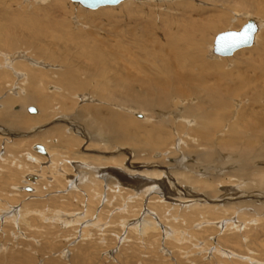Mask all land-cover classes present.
I'll use <instances>...</instances> for the list:
<instances>
[{"label":"rangeland","instance_id":"374dc122","mask_svg":"<svg viewBox=\"0 0 264 264\" xmlns=\"http://www.w3.org/2000/svg\"><path fill=\"white\" fill-rule=\"evenodd\" d=\"M63 1L67 4L65 10L55 8V0H0V9L5 10L0 12V60L8 55L16 57L15 62L26 64L29 73L19 74L15 79L12 77V86H1L0 110L7 108L11 114H17L30 122L20 127H10L0 122V264H263L264 203L258 201L256 205V201L252 202L251 199L249 206L241 208L242 215L237 217H240L243 226L235 233L221 228L224 224L222 219L226 217H222L221 210L215 211L221 202L219 195L222 196L220 186L223 181H229V178L237 173L241 177H244L241 174L245 173L246 176H252L251 178L256 174V167L244 166L243 162H236L237 168L234 167L233 170H228L230 165L223 166L222 169V164L228 160L222 158L223 151L219 143L225 137L223 130L227 127L228 115L230 118L235 117L234 112H241L251 103L250 94L245 95L241 79L252 76L250 74L254 76L249 69L250 64L264 66L261 59L263 64L256 59L255 46L259 40H255L252 47L236 52L234 57H220L214 60L211 56L216 36L225 31L241 29L247 17L258 21L261 27L259 33L264 38V0H150L141 3L128 1L131 3L98 10L82 8L70 0ZM124 6L127 8L124 9ZM239 8L241 9L238 10ZM214 20L218 22L216 29L202 31L203 25ZM185 24L194 25V29L184 32ZM39 32L46 35L43 36ZM184 34L188 35V38L179 41L177 49L168 42L173 40L167 41L169 37ZM66 36L72 37V40H65ZM155 36L160 39L155 41ZM147 38H151L150 41ZM109 45L128 49L132 55L141 59L144 58L142 50L157 51L159 56H154L160 62L157 64L163 69L171 64L162 63V59L170 54L175 57L173 52L179 50L184 68L176 67L171 75L191 86L190 98L183 99L171 91L164 98V101L170 99V104L165 102V108L139 109L140 105L128 100L131 94L128 96L125 88L132 86L135 95L140 96L143 94L141 81L149 76L144 69L137 72L130 66L124 68L128 69L127 75L122 64L107 58L111 51ZM4 46L11 47L12 50H7ZM150 46H153V49ZM85 51H91L92 55L86 56ZM203 64H209L212 68L205 69ZM260 71L263 72L264 68ZM38 76H42L40 84L34 80ZM64 80L65 82H62ZM66 86L74 88L75 93L71 94L70 89V92L66 91ZM214 87L220 90L215 96L216 101H212L207 95ZM235 89V94H231ZM222 92L225 96H222ZM27 94L48 97V111L44 112L39 104H31L28 106L35 107L38 114L30 115L26 107L19 102L1 105L7 99H18ZM61 100L67 104L70 102V110L64 109L60 104ZM238 101L240 105L235 104ZM202 102H206L205 108L210 113L216 112L214 117L211 115L215 122L208 126L210 135L208 140L205 139V145L201 144L202 139L194 135V130L197 132L199 125L195 122L188 124L186 121L191 119L183 121L184 116L180 114V110L184 112L190 103L194 105ZM89 106L94 107L103 117L111 116L124 138L118 140L110 134L101 138L92 134L88 127L77 119L79 111ZM261 107L264 108V102ZM135 112H138L140 117L135 116ZM115 114L123 116V120L115 119ZM147 115L151 116L149 118L152 120H148ZM235 118L238 121V118ZM224 120L225 129L221 125ZM31 121H36V124H31ZM57 127L63 129L64 137L69 138L70 135L71 141H77L76 144L71 146L68 144L69 140L63 137L36 138ZM153 131L158 133L156 138L151 137ZM163 140L167 143L163 148H153L151 142ZM236 140L240 146L239 150L242 151L247 138ZM35 144L46 146L56 160L60 161L56 166L57 170H49L51 160L36 154L33 150ZM90 145H94V148ZM8 146H15L17 149L15 152L10 151ZM261 146H264V138L255 143V147ZM216 149L221 151V155L218 154L214 159L221 166V169L216 171L218 173L202 175L189 170V166L199 163V155ZM34 157H39L42 161L37 162ZM6 160L9 168L5 169ZM180 160L184 163L180 164ZM263 162L264 159L257 160L253 166ZM81 165L85 168H77ZM10 170H13L12 175ZM98 171L108 174H99ZM111 171H121L125 174L126 177L122 174L124 183H120V174L116 175ZM133 171L149 174L150 180L154 181L147 196L144 193L147 187L143 188V184L132 179L134 177L130 173ZM154 172L162 173L160 177H156L158 180L155 179ZM174 172L194 175L201 180L214 178L215 185L209 180L212 182L209 183L211 187L207 185L205 189L199 185L198 192L196 191L210 198L201 201L198 199V204L208 206L212 210L206 207L190 210L184 208L185 205L175 204L172 200L174 194V198L186 197L187 194L179 180H175ZM33 175L35 178L38 176L40 183L35 181L36 179L27 180V177ZM151 176L154 179H151ZM73 181H76V184H72ZM194 188L192 187V190ZM233 188L238 189L240 186ZM168 190H173L174 193ZM257 191L254 193H264L263 190ZM228 203L230 202L221 204ZM221 204L218 208L222 207ZM88 209L91 215L87 214ZM9 211H13L8 215L10 219H5L2 213ZM21 214L22 219L17 217ZM100 215V224L88 226ZM15 216L19 220H16ZM150 217L160 224L159 229L143 228L142 224ZM235 217L234 215V220L238 221ZM60 219H66L67 223L59 222ZM137 222L140 224L136 226ZM237 236H241V240H238ZM231 253L238 256H231Z\"/></svg>","mask_w":264,"mask_h":264},{"label":"bare ground","instance_id":"6f19581e","mask_svg":"<svg viewBox=\"0 0 264 264\" xmlns=\"http://www.w3.org/2000/svg\"><path fill=\"white\" fill-rule=\"evenodd\" d=\"M29 1H35V0H29ZM71 1V0H70ZM128 1H133V0H128ZM128 1H124L123 3V5H127V3H131V2H128ZM147 1H150V0H140V1H134V2H147ZM235 1H237V0H235ZM54 2V1H53ZM72 2V1H71ZM126 2V3H125ZM230 2H232V1H230ZM233 2H234V0H233ZM3 3V2H2ZM72 3H74V2H72ZM74 4H77V3H74ZM122 4V3H121ZM121 4H119V5H121ZM233 4V3H232ZM235 4V3H234ZM246 4L247 5H249L247 2H246ZM245 4V5H246ZM79 5V4H78ZM118 5V6H119ZM246 5V6H247ZM0 6H2V5H0ZM55 8H58V9H61V10H65V9H67V4H66V1H65V3H64V1L63 0H55ZM81 6V5H80ZM122 6V5H121ZM237 6V5H236ZM82 7V6H81ZM115 7H117V6H115ZM243 6H241V8H242ZM3 8H5V6L3 7ZM83 8V7H82ZM103 8H105V7H103ZM111 8V7H110ZM120 8V7H119ZM124 9L125 8H127V6H124L123 7ZM241 8H239L238 10H240ZM245 9H247L246 7H244ZM7 9V8H6ZM10 9V8H9ZM86 9V8H85ZM100 9V8H99ZM244 9V10H245ZM1 10V9H0ZM88 10H90V9H88ZM98 10V9H97ZM237 10V9H236ZM2 11H5V10H1L0 12H2ZM243 11V10H242ZM245 12V11H244ZM6 13V12H5ZM8 13V12H7ZM36 13V12H35ZM85 13V12H84ZM87 14V13H86ZM244 14V13H243ZM23 16V15H22ZM107 16V15H106ZM17 19V18H16ZM19 19V18H18ZM30 19V18H29ZM106 19L108 20L109 18L108 17H106ZM31 20H33V19H31ZM106 20V21H107ZM111 20V19H110ZM216 20V19H215ZM215 20H214V22H211V23H207V24H205V25H203V27L204 28H202V31L203 30H206V29H213V28H217V26H218V22H215ZM248 20H254L255 22H256V24H257V26H258V32H257V34H256V36H255V40L256 41H258L257 42V45L255 46L256 48H255V51L257 52L256 54V59L257 60H259L260 61V59L264 62V38L261 36V33H259L260 32V29H261V27H260V24L258 23V21L256 20V19H254V18H250V17H247V19H246V23L248 22ZM18 21V20H17ZM168 21V20H167ZM36 22V21H35ZM175 22V21H174ZM221 22V21H220ZM239 22V21H238ZM31 23V22H30ZM29 23V24H30ZM152 23V22H151ZM245 23V24H246ZM143 24V23H142ZM175 24V23H174ZM194 24V23H193ZM244 24V25H245ZM243 25V26H244ZM242 26V27H243ZM152 27V26H151ZM241 27V28H242ZM69 28V27H68ZM156 28V27H155ZM194 29V25H192V24H190V25H188V24H185L184 25V32H185V30H186V32H189V31H191V30H193ZM149 30V29H148ZM240 30V29H239ZM238 31V30H237ZM2 32V31H1ZM69 32V31H68ZM40 33V32H39ZM259 33V34H258ZM41 35H46L44 32L42 33H40ZM147 34V33H146ZM152 34V33H151ZM155 34H156V32H155ZM67 35V34H66ZM148 35H149V33H148ZM185 35V34H184ZM179 36V37H169L168 39H167V41L168 40H173V42H170V41H168L169 42V44H171V46H173V47H175L176 49H177V47H179V45H178V42L179 41H182V40H187V36L188 35H185V36ZM36 36H38L39 37V35H36ZM68 36V35H67ZM66 36V38H65V40H72V37L70 38V37H67ZM152 36V35H151ZM156 37V36H155ZM217 37V36H216ZM262 37V38H261ZM32 38H34V37H32ZM44 38V37H43ZM42 38V39H43ZM152 38V37H151ZM151 38H149V39H151ZM261 38V39H260ZM96 39V38H95ZM148 39V38H147ZM146 39V40H147ZM148 39V40H149ZM152 39H154V37L152 38ZM160 38L157 36L156 37V40L155 41H157V40H159ZM36 40V39H35ZM150 41V40H149ZM154 41V40H153ZM85 42V41H84ZM83 42V43H84ZM146 42V41H145ZM215 42V41H214ZM255 42V41H254ZM260 42V43H259ZM81 43V42H80ZM152 43V41L150 42V44ZM148 44H149V42H148ZM154 45H156V42H155V44ZM254 45V44H253ZM86 46V45H85ZM110 47V49H111V51L109 52V54H107L108 56H107V58L108 57H110V58H112V59H114V63H116V62H119V64H122L121 66H122V68L124 69V68H127L128 66H130V67H133V69H135V70H137V72H138V70H145V72L148 74L147 76H149L146 80L144 79V80H142L141 81V87L143 88V94L142 95H140V96H138V95H135V92L132 90V86H128L127 88H125V92H127V94H128V96H129V94H131V97L130 98H128V96H127V98H128V100L130 101H132V102H135L136 104H138V105H140V106H138L139 107V109H141V108H149V107H153L154 109L155 108H165L167 105H166V103L165 102H167V103H169V100H167V101H164V98H165V96H167V94L168 93H170L171 91H173V93L175 94V95H177L178 97H181V98H183V99H185L186 97H187V99L186 100H188L190 97H189V94L191 93V86L188 84V83H185V82H183V81H181V80H177L173 75H171V73H173V72H175L174 70H175V68L177 67V68H180V67H183V62H182V58H181V56H180V52H179V50L177 51H175V52H173V54L175 55V57H172V55L170 54L169 56H165L163 59H162V63H167V62H170L169 64H171V65H168V66H166L164 69H163V67L162 66H160L159 64H157V62L158 63H160L159 62V60H157V58L154 56V54H156V56H159V54H157V51H146V50H142V52H144V54H143V56H144V58L143 59H141V58H138V56H134V55H132V53L127 49V50H124V49H122V48H120V47H118V46H112V45H109ZM150 47H152V49H153V46H150ZM252 47V46H251ZM263 47V48H262ZM4 48H7V50H12L11 49V47H5L4 46ZM155 48H157L156 46H155ZM247 48H250V47H247ZM108 49V48H107ZM243 49H246V48H243ZM243 49H240V50H238V51H241V50H243ZM157 50H158V48H157ZM75 51V50H74ZM84 51V50H83ZM238 51H236V52H238ZM253 51V50H252ZM78 52V51H77ZM236 52L234 53V54H236ZM83 53V52H82ZM85 53V55L87 56H89V55H92V52L91 51H85L84 52ZM24 54V53H23ZM147 54H149V55H147ZM234 54L231 56V57H234ZM13 55V54H12ZM17 55V54H16ZM79 55V54H78ZM81 55H84V54H81ZM11 56V55H10ZM9 55L7 56V57H5V58H3V60L1 59L0 60V91H1V86H6V85H9V86H12V84H13V82L14 81H12V77H13V79H15L14 77L15 76H20L19 74H24V73H28L27 71H28V67L26 66V64H24L23 62H15V58L16 57H10ZM19 56H22V55H19ZM211 57H213L214 58V60L215 59H219L220 58V56H218V55H216L215 53H214V46H213V48H212V56ZM223 58H230V57H223ZM79 59H81V57L79 58ZM175 60H177V61H175ZM80 61V60H79ZM175 61V62H174ZM195 61V60H194ZM182 62V63H181ZM194 63V62H193ZM260 63H262L261 61H260ZM29 64V63H28ZM263 64V63H262ZM209 64H203L202 66H204V68L205 69H208V68H212V66H208ZM264 65V64H263ZM5 66V67H4ZM30 66V65H29ZM89 66V65H88ZM189 66V65H188ZM187 66V67H188ZM215 66V65H214ZM92 67V66H91ZM33 68H34V66H33ZM184 68V67H183ZM185 68H186V66H185ZM203 68V69H204ZM214 68V67H213ZM218 68H219V66H218ZM264 68V66H262V67H258V66H255V65H253V64H250L249 65V69L251 70V72L252 73H254V76H253V74H250V75H252V76H249V77H244L243 79H241V80H243V89L246 91V94L245 95H248V94H250V97H249V100H250V104H249V106L248 107H246L245 109H243V110H241V112H234V115H235V117H237L238 118V121H236V118L234 117V116H232L231 118H230V115H228V118L226 119V124H227V127H226V129H225V120L224 121H222V124L221 125H225L224 127H223V129H225V130H223L222 132H223V134H224V136L225 137H223L222 138V142H220L219 143V145H220V147L222 148V150L221 151H223L222 153H221V151L219 152V150L218 149H216V150H218V151H212V150H207V151H205L204 153H202L201 155H199V157L197 158V160H198V162L199 163H197L196 164V166L195 165H192V166H189V170L191 171V172H195V171H197L199 174H202V175H208V174H213L214 172L215 173H218V172H216V171H219V169H221L220 167V164L219 163H217V162H215L214 161V159L216 158V156L218 155V154H222V158L223 159H226V160H228V162H225V163H223L222 164V169H223V166H228L229 167V165H230V167L228 168V170H233L234 169V167H236L237 166V164H236V162H243V164H245L244 166H247L248 167V165H252L251 166V168L252 167H256V170H255V172H254V174H255V176L253 177V178H251L252 176H246L247 174H241V175H243L244 177H241L235 170V172L237 173V174H235V176L234 177H231V178H229V181H223V184H222V186H220L221 188V193H222V196L221 195H219L220 196V199H219V201H221L220 202V204L221 203H223V202H230V203H228V204H225V205H222V207H220V208H218V206L220 205H215L216 206V210L215 211H222V212H220L221 214H222V217H226V219H222V222H224V224L223 225H221L222 227V229L223 228H226V230L227 231H229V232H237L239 229H241L242 228V223H241V221H240V217H241V208H243L245 205H248V203L249 204H251V199H252V202L253 201H256L255 203H256V205H257V202L259 201V202H262V203H264V193H263V195H258V194H255L254 193V191H257V190H263L264 191V165H262V164H264V162L262 163V164H258L257 163V165L258 166H253V163L255 162V161H257V160H262V159H264V146H261V148L259 147V148H257V147H255V143L256 142H258L259 143V140H262L263 138H264V108L263 107H261V103H263L264 102V71L263 72H261L260 70H262ZM131 69V68H130ZM235 70H236V68H234ZM122 70V69H121ZM124 70H126V69H124ZM123 70V71H124ZM143 70V71H144ZM239 70V69H238ZM240 70H242V69H240ZM245 70V69H244ZM248 70V69H247ZM127 71V75L129 74L128 73V69L126 70ZM125 71V72H126ZM140 71V72H141ZM233 71V70H232ZM124 72V73H125ZM130 72V71H129ZM144 72V73H145ZM235 72V71H234ZM239 72V71H238ZM242 72H243V70H242ZM248 72V71H247ZM131 73V72H130ZM142 73V72H141ZM249 73V72H248ZM22 74V75H23ZM29 74V73H28ZM27 74V75H28ZM191 74V73H190ZM230 74V73H229ZM26 75V76H27ZM135 75V74H134ZM141 75V74H140ZM193 75V74H192ZM131 76V75H130ZM136 76V75H135ZM134 77V76H133ZM150 77H152V78H150ZM182 77V76H181ZM137 78H138V76H137ZM21 79V78H20ZM42 79V76H38V77H35L34 78V80L37 82V84L39 83H41V80ZM134 79H136V78H134ZM66 80V79H65ZM65 80L64 81H62V82H65ZM238 80V79H237ZM236 80V81H237ZM230 81V80H229ZM234 81V80H233ZM67 82V81H66ZM193 82H194V80H193ZM231 82V81H230ZM232 83V82H231ZM235 84V83H234ZM14 86H15V84H14ZM36 87V86H35ZM136 87V86H135ZM138 87V86H137ZM83 88V87H82ZM50 90H53V88H49ZM66 91H68V92H70L71 94H73V93H75L74 92V88H70V87H67L66 86ZM69 89H70V91H69ZM123 89V88H122ZM239 89H241V86L239 87ZM141 90V89H140ZM223 90V89H222ZM64 91V90H63ZM235 91H236V89L235 90H233L232 91V93L231 94H235ZM78 92V91H77ZM121 92H123V91H121ZM220 92V90H219V88L218 87H214V88H211L210 89V91H208V97H209V99H211L212 101H216V98H215V96H217L216 94L217 93H219ZM242 92V91H241ZM124 94V93H123ZM138 94H139V92H138ZM125 95V94H124ZM118 96V95H117ZM222 96H225V94H224V92H222ZM44 97V96H43ZM43 97H41V95L40 94H27V95H24L23 97H21V98H18V99H14V98H10V99H7V101H4V103L2 102L1 103V105L2 104H8V105H12V104H15V103H20V104H22L24 107H26V110H27V113L28 114H30L29 112H28V105H31V104H39L42 108H43V110H44V112H47L48 111V108H49V106H50V102H49V99H48V97L47 98H43ZM189 97V98H188ZM183 101H185V100H183ZM190 101V100H189ZM204 101V100H203ZM206 101V100H205ZM74 102V101H73ZM128 102V101H127ZM176 102H178V101H176ZM180 102V101H179ZM187 103H188V101H186ZM186 102H185V104H186ZM211 102V101H210ZM51 103H52V101H51ZM70 103V102H69ZM68 103V104H69ZM173 103H175V102H173ZM212 103V102H211ZM60 104L61 105H63L64 106V109H66V111L67 110H70L69 109V105L67 104V102H65V101H63V100H61L60 101ZM170 104V103H169ZM168 104V105H169ZM191 104H192V106H191ZM235 104L236 105H240L241 103H240V101H238V102H235ZM171 105H172V103H171ZM233 105V104H232ZM28 106V107H27ZM62 106V107H63ZM188 106V105H187ZM205 106H206V102H202V103H198V104H194L193 105V103H190V106H188V107H186L185 109V111L183 112V111H181L180 110V114H183V116H184V118H185V120H184V118L182 119L183 121H186V119H191V121H186V122H188V124H190L191 125V123H194L195 122V124L196 125H199V128H197V132H196V130H194L193 128V130H194V135H196L199 139H202L203 140V142L201 143L202 145H205V144H207V141L206 140H208V135H210L209 134V132L210 131H208L209 129H208V126L210 125V123H212V122H215L213 119L214 118H212V117H214L215 115H216V112H213V111H211V113H210V111H208L206 108H205ZM231 106V105H230ZM233 106H235V105H233ZM134 107H137L136 105H134ZM169 107V106H168ZM112 109V108H111ZM160 109V110H161ZM169 109V108H168ZM222 109V108H221ZM227 109H229L228 108V105H227ZM17 110H19L18 108H17ZM156 110V109H155ZM211 110H212V108H211ZM213 110H215V109H213ZM233 110V109H232ZM237 110V109H236ZM135 111V110H134ZM151 111H152V109H151ZM113 113V112H112ZM138 113V112H137ZM136 112H135V116L136 115H139V114H137ZM161 113V112H160ZM227 113H228V110H227ZM38 114V110H37V113L36 114H30V115H37ZM106 114V113H105ZM229 114V113H228ZM157 115L158 116H160V114L159 113H157ZM179 115V114H178ZM178 115H177V117H178ZM211 115H213L212 117H211ZM113 116V115H112ZM115 116H117V118H115V119H118L119 121H122L123 120V116H121V115H119V114H115ZM133 116V115H132ZM175 116V115H174ZM111 117V116H110ZM110 117H103L100 113H98V111H96V109H94V107H86L85 109H83V110H80L79 111V113H78V117H77V119L78 120H80L81 122H83L87 127H88V130H90L91 131V133L92 134H94L95 136H97V137H101L102 138V136H105V135H108V134H110V135H112L115 139H118V140H121L122 138H124L123 137V135L124 134H122L121 132H119L121 129H119V126H118V124L115 122V120H112ZM114 117V116H113ZM139 117H140V115H139ZM149 117H151V116H149ZM148 117V115H147V119L149 120H152L151 118H149ZM181 117H182V115H181ZM146 118V117H145ZM176 118V117H175ZM179 118V117H178ZM233 119H235V120H233ZM130 120V119H129ZM179 120V119H178ZM43 121H46V120H42V122ZM0 122H2L3 124H5V125H8V126H10V127H20V126H22V125H27V124H30V122L29 121H27V120H25L24 118H22V117H19L17 114H11L10 112H8V109L7 108H5V110H3V111H1L0 110ZM39 122V121H38ZM71 122V121H70ZM186 122H185V124H186ZM219 122V121H218ZM217 122V123H218ZM40 123V122H39ZM141 123V122H140ZM31 124H36V121H31ZM121 124V123H120ZM216 124V123H215ZM219 124V123H218ZM218 124H216V125H218ZM220 125V126H221ZM123 126H124V124H123ZM65 127V126H64ZM216 127V126H215ZM65 128H67V127H65ZM120 128H122V127H120ZM124 128V127H123ZM80 129V128H79ZM185 129V128H184ZM212 129V128H211ZM218 129V128H217ZM126 130V129H125ZM162 130H163V128H162ZM117 131H118V133H117ZM3 132H5V131H3ZM78 132H80V131H78ZM208 132V133H207ZM90 133V132H89ZM153 133V135H151V137H153V138H156V134H158V133H156V131H153L152 132ZM151 133V134H152ZM162 133V132H161ZM65 134H66V132H65ZM68 134H70V133H68ZM12 135V134H11ZM84 135V134H83ZM162 135V134H161ZM160 135V136H161ZM46 136H53V138L54 137H57V138H64V139H67V140H69L67 143L68 144H70L71 146L73 145L74 146V144H76V142H73V141H71V139H69V138H71L70 137V135H69V138H66V137H64V135H63V129L61 128V127H57V128H55V129H52L51 131H49L48 133H45V134H41V135H38V136H36V138H41V139H43V138H46ZM72 136V135H71ZM191 136V135H190ZM205 136V137H204ZM74 138V137H73ZM163 138V137H162ZM244 139V138H247V142H246V145H245V147H244V149H242V151H240L239 150V148H240V146H239V143H238V141L236 140V139H238V140H240V139ZM75 139V138H74ZM73 139V140H74ZM110 139V138H109ZM164 139V138H163ZM206 139V140H205ZM152 141V140H151ZM209 142V141H208ZM66 143V144H67ZM114 143V142H113ZM152 144H153V148H163V146H165L167 143H166V141L165 140H163V141H155V143L154 142H151ZM47 144V143H46ZM57 144V143H56ZM146 144V143H145ZM151 144V145H152ZM36 145H42V144H35L34 146H33V150L34 151H36V154L38 153V155L40 154V155H42V156H45V157H47V158H49V161L51 160V163H52V165L49 167V170L51 169V171H54L55 169H56V166L58 165V164H60L57 160H56V157H54L51 153H50V151H49V149L46 147V146H44V145H42L43 147H44V149H45V154L44 153H39L36 149H35V146ZM50 145V144H49ZM114 145V144H113ZM193 145V144H192ZM191 145V146H192ZM243 145V144H242ZM241 145V146H242ZM258 145V144H257ZM57 146V145H56ZM94 145H90V147H93ZM195 146V145H194ZM78 147V146H77ZM106 147V146H105ZM113 147V146H112ZM118 147V146H117ZM59 148V147H58ZM94 148V147H93ZM197 148V147H196ZM7 149L9 150L10 149V151H12V150H14V152L16 151V147L15 146H8L7 147ZM7 149H5V150H7ZM55 149H57V147L55 148ZM60 149V148H59ZM67 149V148H66ZM65 149V150H66ZM71 149V148H70ZM92 149V148H91ZM101 149V148H100ZM106 149V148H105ZM204 149V148H203ZM64 150V149H63ZM101 150H103V149H101ZM138 150V149H137ZM194 150V149H193ZM235 150H237V152H234ZM105 151V150H104ZM199 151V150H198ZM233 151V152H232ZM62 152H64V151H62ZM140 152V151H139ZM191 152V151H190ZM228 152V153H227ZM56 153V152H55ZM54 153V154H55ZM166 153V152H165ZM187 153V152H186ZM198 153V152H197ZM10 154V153H9ZM61 154H66V153H61ZM192 154V153H191ZM220 154V155H221ZM224 154H227L228 156H226V155H224ZM182 155V154H181ZM32 156V155H31ZM231 156V157H230ZM238 156H240L239 157V159H237L238 158ZM11 157H12V155H11ZM10 157V158H11ZM33 157V156H32ZM40 157V156H39ZM39 157H34V159H35V161H39V162H41L42 161V159L41 158H39ZM184 157V156H183ZM234 157H236V158H234ZM15 158V157H14ZM232 158H234V159H232ZM168 159V158H167ZM229 159H231V160H229ZM236 159H237V161H236ZM8 160H6L5 161V169H6V167H8L6 164L8 163L7 162ZM14 161H16V160H14ZM31 161V160H30ZM80 161V160H79ZM83 162H84V159L82 160ZM165 161V160H164ZM86 162V161H85ZM162 162V161H161ZM180 162V164H183L184 163V161H182V160H180L179 161ZM79 163H81V161L79 162ZM149 163H151V162H149ZM9 164V163H8ZM88 165V164H87ZM160 165H162V164H160ZM179 165V164H178ZM260 165V166H259ZM55 166V167H54ZM84 165H81V166H78L77 168H82ZM156 166H157V164H156ZM240 166V165H239ZM263 166V167H262ZM3 167V166H2ZM11 167V166H10ZM16 167V166H15ZM22 167V166H21ZM136 167V166H135ZM159 167V166H158ZM241 167V166H240ZM240 167H238V168H240ZM258 167H260V168H258ZM9 168V167H8ZM83 168H85V167H83ZM227 168V167H226ZM237 168V167H236ZM4 169V170H5ZM12 169V168H11ZM21 169V168H20ZM43 169V168H42ZM47 169V168H46ZM45 169V170H46ZM111 169V168H110ZM123 169V168H122ZM244 169V168H243ZM250 169V168H249ZM9 170V169H8ZM24 170V169H23ZM57 170V169H56ZM79 170V169H78ZM77 170V171H78ZM84 170V169H83ZM226 170V169H225ZM247 170V169H246ZM13 170H10V175H12V172ZM16 171V170H15ZM17 171H19L18 169H17ZM62 171H64V169L62 170ZM80 171V170H79ZM157 171V170H156ZM155 171V172H156ZM22 172H25V171H22ZM65 172V171H64ZM85 173H87V171H84ZM84 172L80 175V180H81V178L83 177V175H84ZM95 172V171H94ZM99 172V171H98ZM97 172V173H98ZM112 173L113 172H115L116 173V175H118V174H120V176H121V179H120V183L121 184H123L124 183V181L122 180V179H124V177H123V175L126 177V175L125 174H123L121 171H111ZM154 172V173H155ZM222 172V171H221ZM240 172H241V170H240ZM246 172V171H245ZM249 172V171H248ZM80 173V172H79ZM127 173V172H126ZM147 173V172H146ZM150 173V172H149ZM226 173V172H225ZM234 173V172H233ZM242 173H243V171H242ZM46 174V173H45ZM99 174H108V173H104V172H99ZM123 174V175H122ZM153 174V173H152ZM162 173H155L154 175H155V179H156V177H160V175H161ZM165 174H167L168 175V173H167V171H165ZM232 174V173H231ZM253 174V173H252ZM62 175H64V173H62ZM77 175H79V174H77ZM130 175L132 176V177H134V178H132L133 180H135L137 183H141V184H143L142 186H143V188L146 186L147 187V189L145 188V195L147 196V194H148V192L150 191V189H152L151 187V185H152V183H154V181L152 182L151 180H150V176H149V174H144L143 172H138V171H133V172H131L130 173ZM222 175H226V174H222ZM229 175V174H228ZM10 177V176H9ZM37 178H35V176L33 175L32 177H27V180L28 179H33V180H35V181H38V176H36ZM42 177V179L44 178V176H41ZM196 176H187L186 174H184V173H175L174 172V178H175V180L178 182V180H179V183L181 184V185H183L184 186V188H185V190H186V194L187 195H189V197L186 195V197H178L177 196V198L175 197H173L172 196V200L175 202V204H182V205H185V207L184 208H186V209H190L191 210V208H194V209H196V207L197 208H201V207H206V208H208L209 210L211 209L210 207H208V206H204V205H200V204H198V199H199V201H201V200H205V199H210V198H208V196H202L201 194H198L197 192H198V186L199 185H201V187L202 188H207V185H208V187H211V183L212 182H214V185L216 184V180L214 179V178H210V179H206V180H201V178L199 179H197V178H195ZM248 177H250V178H248ZM119 178V177H118ZM234 178H237V179H234ZM5 179V178H4ZM12 179V178H11ZM128 179H130V180H132L131 178H128ZM151 179H154V177L153 176H151ZM170 179V178H169ZM12 180H14V178L12 179ZM156 180H158V178L156 179ZM209 180L210 181H212L211 183L209 182ZM227 180V179H226ZM77 181V180H76ZM76 181H73L72 182V184H76ZM116 180H114V182H115ZM172 181V180H171ZM222 181V180H221ZM39 183H40V180L38 181ZM93 182V181H92ZM126 182V181H125ZM160 182V181H159ZM35 183V182H34ZM116 183V182H115ZM131 183V182H130ZM157 183H158V181H157ZM156 183V184H157ZM210 183V184H209ZM58 185V184H57ZM218 185V184H217ZM64 186V185H63ZM96 186V185H95ZM119 186V185H118ZM149 186V187H148ZM157 186V185H156ZM176 186V185H175ZM197 186V187H196ZM218 186V187H219ZM237 186H240V188H238V189H234L233 187H237ZM130 187V186H129ZM192 187L194 188V187H196V188H194V190H192ZM140 188V187H139ZM172 188V187H171ZM174 188V187H173ZM179 188V187H178ZM168 191H172V193H174L173 192V190H168ZM175 191H177V189H175ZM180 192H184L183 190H179ZM197 191V192H196ZM178 192V191H177ZM258 193H259V191H257ZM179 193V192H178ZM262 194V193H261ZM178 195V194H177ZM180 195V194H179ZM56 199H57V197H56ZM169 199V198H168ZM171 199V198H170ZM244 200V201H243ZM245 200H249V201H245ZM91 201V200H90ZM67 203V202H66ZM92 203V202H91ZM206 203V202H205ZM261 203V204H262ZM169 204V203H168ZM187 204H192V205H187ZM70 205V204H69ZM68 205V206H69ZM173 206V205H172ZM177 206H180V205H177ZM214 206V207H215ZM249 206V205H248ZM189 207V208H188ZM264 208V207H263ZM2 209V208H1ZM207 210V209H206ZM212 210V209H211ZM14 211V210H13ZM13 211H9L8 213H2L3 214V216H5L4 218L5 219H10V217H8V215L9 214H11ZM218 211V212H219ZM247 211V210H246ZM1 212H4L3 210H1ZM217 212V213H218ZM91 212H90V210L88 209V211H87V214H89V215H91L90 214ZM240 213V214H239ZM68 214V213H67ZM70 214V213H69ZM236 216L235 218H237L238 219V221H236V220H234V215ZM237 215H239L240 217L238 218L237 217ZM233 216V217H232ZM18 218H20L21 217V219H22V214H21V216H17ZM14 218H16V216L14 217ZM146 218V217H145ZM189 218V217H188ZM20 219V220H21ZM202 219V218H201ZM209 219V218H208ZM264 219V218H263ZM262 219V220H263ZM16 220H19V219H17L16 218ZM57 220V219H56ZM101 220H102V218H101V215L100 216H98L97 217V220L93 223V224H89L88 226H90V227H92V226H96L98 223L100 224V222H101ZM183 220H185L184 218H183ZM67 220L66 219H64V220H62V219H60L59 220V222H62V223H64L65 224V222H66ZM76 221H78V220H76ZM205 222H206V220H204ZM218 221H219V219H218ZM260 221V220H259ZM264 221V220H263ZM145 224L143 223L142 225H143V228H149L150 230H156L157 228H158V226L160 225L158 222H156V221H154V220H152V218L150 217V218H148V219H146L145 220ZM162 222V221H161ZM171 222V221H170ZM199 222H201V221H199ZM203 222V221H202ZM204 222V223H205ZM225 222H227V223H225ZM67 223V222H66ZM142 223V222H141ZM138 224H140L139 222H137V223H135V225L137 226ZM159 224V225H158ZM191 225V224H190ZM89 227V228H90ZM89 228H86V229H89ZM142 228V229H143ZM159 229V228H158ZM264 229V228H263ZM262 229V230H263ZM189 230V229H188ZM197 232V231H196ZM245 232V231H244ZM251 232V231H250ZM233 233V234H234ZM247 233V232H246ZM245 233V234H246ZM192 234H194V233H192ZM241 234H243L242 232H241ZM194 236H195V234H194ZM237 238H238V240H241V236H237ZM235 239V238H234ZM233 239V240H234ZM247 239V238H246ZM178 240H179V238H178ZM237 244H239L240 245V243H237ZM242 245V244H241ZM223 254H226V253H223ZM228 255V254H227ZM230 255V254H229ZM231 256H238V255H235V254H233V253H231ZM230 256V258H232V259H234L233 257H231ZM251 261V260H250ZM255 264H259V263H256L255 262ZM260 264H262V263H260ZM264 264V263H263Z\"/></svg>","mask_w":264,"mask_h":264},{"label":"water","instance_id":"95a60500","mask_svg":"<svg viewBox=\"0 0 264 264\" xmlns=\"http://www.w3.org/2000/svg\"><path fill=\"white\" fill-rule=\"evenodd\" d=\"M71 1L81 5L83 8L90 10H97L103 7H115L123 3L124 1H128V0H71ZM133 1H140V0H133ZM249 26H251L250 31H249ZM245 32H247L249 37L247 43H239L235 47H229L227 46L228 42H224V44H222L221 42V38L228 36L229 34H239L243 36ZM257 32H258V26L254 20H248V22L238 31L229 30L222 32L218 34L217 37L215 38L214 53L220 57H231L236 51L253 46ZM28 112L30 114H36L37 109L31 106L28 108ZM35 149L39 153H44V154L46 153L42 145H36ZM27 190L30 191V188H28Z\"/></svg>","mask_w":264,"mask_h":264},{"label":"snow or ice","instance_id":"6c2138e0","mask_svg":"<svg viewBox=\"0 0 264 264\" xmlns=\"http://www.w3.org/2000/svg\"><path fill=\"white\" fill-rule=\"evenodd\" d=\"M251 30V26H249V31ZM249 37L247 32L243 34V36L239 34H229L228 36L222 37L221 42L224 44V42H228L227 46L229 47H235L239 43H247Z\"/></svg>","mask_w":264,"mask_h":264}]
</instances>
